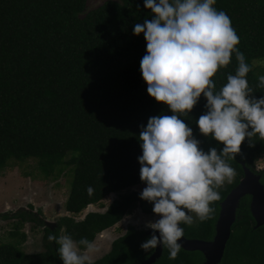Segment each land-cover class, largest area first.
<instances>
[{
  "label": "trees",
  "instance_id": "obj_1",
  "mask_svg": "<svg viewBox=\"0 0 264 264\" xmlns=\"http://www.w3.org/2000/svg\"><path fill=\"white\" fill-rule=\"evenodd\" d=\"M145 0H105L88 9V0H0V174L13 160L35 158L45 177L67 173L70 190L65 202L72 215L59 217L55 228L44 224V250L26 253L21 243L27 235L19 228L25 221H37L29 213L19 217L15 232L19 240L0 243V264H63L55 241L69 234L74 240L94 242L137 208L154 214L153 204L131 190L114 199L105 211H90L77 220L89 205L97 204L113 192L144 184L140 179L142 155L141 126L150 117L172 115L167 105L147 93L140 62L146 54L143 33L134 35V25L152 19ZM214 7L224 11L240 38L237 45L251 66L247 74L256 98L264 97L257 88L263 67L254 61L264 59V0H216ZM238 62L213 77L217 90L235 74ZM206 98L201 95L187 116H181L193 130L204 151L224 145L200 133L196 121L205 114ZM264 159V139H245L241 152L228 163L237 175L232 183L218 189L221 199L210 206L213 218L182 224L188 238L212 239L220 202L243 176V163L256 170ZM91 186L94 193L89 195ZM2 217H9L2 214ZM195 218V217H194ZM39 223H43L39 221ZM150 234L129 225L113 240L109 252L91 264H141L149 255L140 245ZM81 248L83 246H80ZM201 251L181 247L175 259L168 249L153 264H205ZM218 264H264V224L256 227L250 211V196L241 199L224 256Z\"/></svg>",
  "mask_w": 264,
  "mask_h": 264
},
{
  "label": "clouds",
  "instance_id": "obj_2",
  "mask_svg": "<svg viewBox=\"0 0 264 264\" xmlns=\"http://www.w3.org/2000/svg\"><path fill=\"white\" fill-rule=\"evenodd\" d=\"M216 0H145L152 19L134 25L133 34L143 33L146 54L140 62L147 93L173 113L148 119L141 126L138 157L140 179L146 184L140 199L153 204L159 219L149 222L153 235L140 245L147 253L158 245L175 259L184 235L180 225L191 226L198 219L213 218L210 205L221 199L218 189L237 175L229 160L241 152L245 139H264V97L256 98L247 74L252 70L237 45L240 38L230 17L214 7ZM235 54V74L217 90L213 77L227 67ZM257 88L264 89V75L257 76ZM203 95L207 111L196 121L204 136H212L224 147L207 152L193 130L182 120ZM89 195L94 189L87 188ZM190 213H195V218ZM158 232L159 236L155 233ZM58 245L63 264H91L96 250L87 238L79 241L69 234L48 236ZM80 246H83L82 248Z\"/></svg>",
  "mask_w": 264,
  "mask_h": 264
},
{
  "label": "rangeland",
  "instance_id": "obj_3",
  "mask_svg": "<svg viewBox=\"0 0 264 264\" xmlns=\"http://www.w3.org/2000/svg\"><path fill=\"white\" fill-rule=\"evenodd\" d=\"M104 1L88 0V9H93ZM254 66L264 68V59L255 60ZM255 167L264 169V159H259ZM69 179L71 181V177L67 173H63L58 177H45L35 158L10 162L0 174V243H15V240H19L20 234H12L16 229L15 223L20 219L15 217L14 214L25 212L35 216L37 221H25L19 228L20 233L27 235L26 240L21 243V248L26 253L42 252L45 249L43 244L44 225L52 228L59 217L72 215L65 208L70 190ZM227 184L229 183H225L223 186ZM145 187L146 184H141L120 192H113L106 196L102 202L89 205L74 217L79 220L84 218L90 211H105L107 206L122 193L131 190L141 193ZM4 213L8 214L9 217H2ZM190 214L195 217V213ZM157 219L159 217L156 214H145L140 208L135 209L133 213L125 216L116 225L99 233L94 242L96 250L89 253L91 261L109 252L113 240L124 234L129 225H135L139 229L150 231L153 229L147 226L148 223ZM39 221L43 223H39Z\"/></svg>",
  "mask_w": 264,
  "mask_h": 264
},
{
  "label": "water",
  "instance_id": "obj_4",
  "mask_svg": "<svg viewBox=\"0 0 264 264\" xmlns=\"http://www.w3.org/2000/svg\"><path fill=\"white\" fill-rule=\"evenodd\" d=\"M262 170L264 169L256 168L254 171L243 163V176L239 183L233 187L220 202V211L215 224V234L213 238L206 240L188 238L183 235L178 241L181 247L189 251H201L205 257V264L220 263L224 256L227 242L231 236L232 226L237 219V210L241 199L247 195L250 196V211L256 221V227L262 226L264 224V182L262 181ZM153 232L154 230H150L148 234L152 236ZM155 234L159 236L158 232ZM162 253L163 246L158 245L141 264L155 263L161 257Z\"/></svg>",
  "mask_w": 264,
  "mask_h": 264
},
{
  "label": "flooded vegetation",
  "instance_id": "obj_5",
  "mask_svg": "<svg viewBox=\"0 0 264 264\" xmlns=\"http://www.w3.org/2000/svg\"><path fill=\"white\" fill-rule=\"evenodd\" d=\"M262 172V174H263V178H262V181L264 182V171H261ZM144 213V212H143ZM17 214V213H16ZM145 214H148V213H145ZM57 224H58V221L56 222V224L54 223V226L52 227V228H55L56 226H57ZM135 226V225H134ZM51 228V227H50ZM138 228V227H137ZM143 231H145V232H147L148 233V231H146V230H143ZM97 260V259H96ZM95 261V260H94ZM91 262H93V261H91Z\"/></svg>",
  "mask_w": 264,
  "mask_h": 264
}]
</instances>
